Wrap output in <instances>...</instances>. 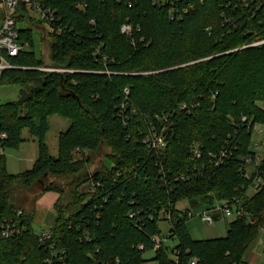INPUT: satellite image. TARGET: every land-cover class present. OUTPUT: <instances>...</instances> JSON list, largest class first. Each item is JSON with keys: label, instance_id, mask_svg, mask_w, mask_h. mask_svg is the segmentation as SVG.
I'll return each instance as SVG.
<instances>
[{"label": "trees", "instance_id": "16d2710c", "mask_svg": "<svg viewBox=\"0 0 264 264\" xmlns=\"http://www.w3.org/2000/svg\"><path fill=\"white\" fill-rule=\"evenodd\" d=\"M38 1L54 12L49 61L34 51L43 22L22 5L15 20L28 46L0 73V85L23 87L0 105V222L17 229L0 238V264H241L264 229V186L253 189L245 163L256 156L253 126H264V0ZM54 115L69 121L57 157L45 143ZM24 129L38 154L10 174L5 150ZM153 134L161 147H150ZM223 150L231 155L216 165ZM34 187L57 195L42 241L35 211L14 198ZM193 198L209 208L239 201L248 217L194 239L176 208Z\"/></svg>", "mask_w": 264, "mask_h": 264}, {"label": "rangeland", "instance_id": "374dc122", "mask_svg": "<svg viewBox=\"0 0 264 264\" xmlns=\"http://www.w3.org/2000/svg\"><path fill=\"white\" fill-rule=\"evenodd\" d=\"M2 12L0 11V22L2 21ZM31 15L34 17L33 12ZM19 27V25H18ZM49 27L46 24H42L40 27L33 28L34 34V51L39 58H44L45 61H49V51L48 42L49 38L47 36V30ZM23 87L16 84H3L0 85V105L8 102L16 101L20 96V89ZM49 131L45 137V143L47 145L48 151L51 156L57 157L58 155V138L60 133L66 131L69 127V121L63 117L54 115L49 117ZM22 141L17 148H8L5 150L6 156V170L10 174L22 173L32 167L37 154H38V141L36 138L30 135L28 130L24 129L21 134ZM261 136L256 133L253 134V141H260ZM90 154V153H87ZM101 155H96L95 167L99 164L102 159ZM64 180H62L63 182ZM30 191H20L14 198L18 204H22L25 208H33L34 221L32 223V228L36 234H40L42 231H47L54 222V209L49 202V198L52 199L51 193L44 197V194H40L39 189L34 187ZM253 189L248 190V194H252ZM48 196V197H47ZM196 203L191 205V203ZM176 208L180 211L190 210L193 217H189L186 221V227L190 235L194 239H208L207 237L224 236L227 231L229 222L233 217H225L224 214L219 211L216 214L211 211L206 210V204L198 199H185L177 203ZM207 213L213 219V224H208L204 222L201 218L202 213ZM47 216V217H45ZM41 217V221L39 218ZM162 236H166L169 230V222L163 220L159 223ZM256 247H264V229L260 231L257 238ZM164 243L170 248L174 247L175 241L165 239ZM152 253L145 254V258L151 257ZM169 257L174 260V256L170 253ZM143 264H159L158 261H147Z\"/></svg>", "mask_w": 264, "mask_h": 264}, {"label": "built area", "instance_id": "2783aa9c", "mask_svg": "<svg viewBox=\"0 0 264 264\" xmlns=\"http://www.w3.org/2000/svg\"><path fill=\"white\" fill-rule=\"evenodd\" d=\"M22 5L27 11L30 10V12H33L34 17L37 20L42 21L43 24H46L47 26H50L49 24L53 20L54 12L39 3L38 0H0V11L2 12V21L0 22V73L3 70L13 68V66L8 63L6 56L15 57L21 50L25 49L28 46L27 43H19V32L17 30L18 25L15 20V14L17 10H20V7ZM121 31L123 33L128 34L131 32V29L128 26H123ZM252 130L254 131L253 133H256L258 136H261V140L253 141V149L256 152V156L254 159H252L251 157H246L245 163L255 168V172L257 173V175L253 179L252 187L253 189H258L264 186V178L262 177L260 172H258V169L260 168V162L264 155V126L255 125L253 126ZM0 138L5 137L3 134H0ZM148 143L152 148H155L157 146L161 147V145H163L161 138L159 139L155 134H153L151 142L149 141ZM2 152L3 148L0 145V153ZM230 155V151L223 150L219 152L218 156L212 155V159L217 165L224 158H227ZM197 156L199 157L200 154L197 153ZM209 209L210 211H221L225 217L234 218L241 215H245L246 217H248V214L242 209L239 201H235V203L232 205H229L226 202H219L216 203L214 207H210ZM21 214V211L17 212V215ZM186 215L191 218L193 217L192 212L189 210H187ZM201 218H203L202 220L204 222L210 225L213 224L212 217L209 216L207 213H202ZM16 233L17 229L13 220L4 219L2 222H0V238L9 239ZM38 235L40 236V241H42L44 238L49 237V230L42 231ZM160 240V237L155 238L156 248L160 247ZM195 262V260H192L191 264H195Z\"/></svg>", "mask_w": 264, "mask_h": 264}, {"label": "crops", "instance_id": "0c3cea01", "mask_svg": "<svg viewBox=\"0 0 264 264\" xmlns=\"http://www.w3.org/2000/svg\"><path fill=\"white\" fill-rule=\"evenodd\" d=\"M51 193L52 196V199L49 198V202H51V206H53L56 198H57V195L55 193H52V192H49ZM49 193H46L44 194V197L46 195H48ZM48 197V196H47ZM196 203H191V205H195ZM206 210L210 211L209 207L206 206ZM212 213L216 214L217 211H211ZM47 217V216H45ZM39 220L41 221V217L39 218ZM216 237H222V236H216ZM207 238H215V237H207ZM257 241L250 247V249L248 250L246 256L244 257V260L241 264H264V247L262 248H258L256 247L257 244Z\"/></svg>", "mask_w": 264, "mask_h": 264}]
</instances>
